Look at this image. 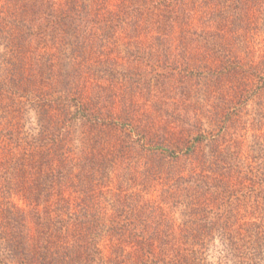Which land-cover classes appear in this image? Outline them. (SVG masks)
<instances>
[{
  "label": "trees",
  "instance_id": "16d2710c",
  "mask_svg": "<svg viewBox=\"0 0 264 264\" xmlns=\"http://www.w3.org/2000/svg\"><path fill=\"white\" fill-rule=\"evenodd\" d=\"M181 17L176 0H0V264H200L214 245L150 230L249 171L231 145L179 154L125 128L109 64L128 26L161 46Z\"/></svg>",
  "mask_w": 264,
  "mask_h": 264
},
{
  "label": "rangeland",
  "instance_id": "374dc122",
  "mask_svg": "<svg viewBox=\"0 0 264 264\" xmlns=\"http://www.w3.org/2000/svg\"><path fill=\"white\" fill-rule=\"evenodd\" d=\"M176 8L184 18L162 47L147 27L136 33L129 26L108 45L110 66L119 57L118 111L135 112L125 128L167 140L179 154L231 145L252 179L232 172L222 199L212 188L207 202L183 196L150 231L215 236L200 264H264V0H176ZM204 202L205 213L187 211Z\"/></svg>",
  "mask_w": 264,
  "mask_h": 264
}]
</instances>
